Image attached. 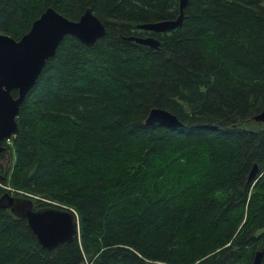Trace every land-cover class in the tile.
Segmentation results:
<instances>
[{
	"label": "trees",
	"instance_id": "16d2710c",
	"mask_svg": "<svg viewBox=\"0 0 264 264\" xmlns=\"http://www.w3.org/2000/svg\"><path fill=\"white\" fill-rule=\"evenodd\" d=\"M47 7L89 9L105 33L65 35L45 61L0 142V195L70 209L77 231L42 248L0 208V264H251L257 250L264 264V0H186L161 33L136 25L174 19L178 0H0V33L18 39ZM153 106L182 126L145 124Z\"/></svg>",
	"mask_w": 264,
	"mask_h": 264
},
{
	"label": "water",
	"instance_id": "95a60500",
	"mask_svg": "<svg viewBox=\"0 0 264 264\" xmlns=\"http://www.w3.org/2000/svg\"><path fill=\"white\" fill-rule=\"evenodd\" d=\"M185 4L186 0H178V14L174 19L140 23L136 28L154 33L171 30L180 24ZM104 33V26L89 9H85L77 20H69L50 7L45 8L18 39L0 33V142L16 132L14 118L18 106L45 61L53 55L59 41L65 35H70L90 47ZM124 38L152 49H157L159 44L151 36L130 35ZM11 90L16 91L14 97L10 94ZM253 119L264 122V107ZM143 122L157 123L166 128L182 126L175 115L155 106L148 109ZM255 172L256 168L253 166L248 173L247 182L252 180ZM0 208L8 209L16 218H23L42 248L52 249L59 243L68 242L77 231L75 213L67 208L43 206L33 209L29 197L11 192L0 195ZM260 257L261 250H257L251 264H259Z\"/></svg>",
	"mask_w": 264,
	"mask_h": 264
},
{
	"label": "rangeland",
	"instance_id": "374dc122",
	"mask_svg": "<svg viewBox=\"0 0 264 264\" xmlns=\"http://www.w3.org/2000/svg\"><path fill=\"white\" fill-rule=\"evenodd\" d=\"M10 152L8 150H5V161L2 159L1 163L4 168L8 167L10 164L11 158H10ZM264 228V227H263Z\"/></svg>",
	"mask_w": 264,
	"mask_h": 264
},
{
	"label": "built area",
	"instance_id": "2783aa9c",
	"mask_svg": "<svg viewBox=\"0 0 264 264\" xmlns=\"http://www.w3.org/2000/svg\"><path fill=\"white\" fill-rule=\"evenodd\" d=\"M7 141H8V139H7Z\"/></svg>",
	"mask_w": 264,
	"mask_h": 264
}]
</instances>
